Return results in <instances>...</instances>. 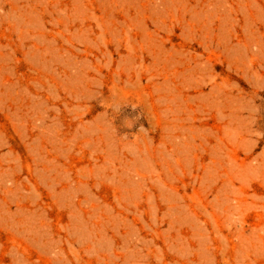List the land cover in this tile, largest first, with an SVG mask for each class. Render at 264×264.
<instances>
[{
	"label": "rangeland",
	"instance_id": "obj_1",
	"mask_svg": "<svg viewBox=\"0 0 264 264\" xmlns=\"http://www.w3.org/2000/svg\"><path fill=\"white\" fill-rule=\"evenodd\" d=\"M0 264H264V0H0Z\"/></svg>",
	"mask_w": 264,
	"mask_h": 264
},
{
	"label": "bare ground",
	"instance_id": "obj_2",
	"mask_svg": "<svg viewBox=\"0 0 264 264\" xmlns=\"http://www.w3.org/2000/svg\"><path fill=\"white\" fill-rule=\"evenodd\" d=\"M257 206H258V202L255 199H249L247 196L239 197V207H243L244 209L247 210L250 208L256 209ZM253 239L257 241L259 240L253 237L251 238L246 237V240L248 241V244H247L248 248H255L256 244L254 243ZM245 256L246 254L244 255V257Z\"/></svg>",
	"mask_w": 264,
	"mask_h": 264
}]
</instances>
